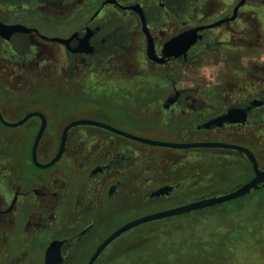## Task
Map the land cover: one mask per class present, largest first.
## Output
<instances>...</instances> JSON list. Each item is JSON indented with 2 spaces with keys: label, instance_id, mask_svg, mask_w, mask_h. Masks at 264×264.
I'll return each instance as SVG.
<instances>
[{
  "label": "flooded vegetation",
  "instance_id": "af4514ba",
  "mask_svg": "<svg viewBox=\"0 0 264 264\" xmlns=\"http://www.w3.org/2000/svg\"><path fill=\"white\" fill-rule=\"evenodd\" d=\"M0 23L26 28L0 32V264H46L55 241L50 264H86L134 219L120 223L134 199L218 195L177 163L209 154L252 170L235 148L142 146L116 130L246 147L264 169V64L252 59L264 53V0H0ZM214 65L210 83L201 69ZM86 88L118 103L106 113L118 120L72 114L67 95ZM81 120L96 123L69 127L42 166Z\"/></svg>",
  "mask_w": 264,
  "mask_h": 264
},
{
  "label": "rangeland",
  "instance_id": "374dc122",
  "mask_svg": "<svg viewBox=\"0 0 264 264\" xmlns=\"http://www.w3.org/2000/svg\"><path fill=\"white\" fill-rule=\"evenodd\" d=\"M102 92L101 89L86 88L68 94L67 99L79 105V109L72 111V114L94 120H118L107 117L106 113L111 110L121 112L119 104L104 99ZM134 131L145 138L172 139L171 136L153 129L149 132ZM134 142L142 146L147 145ZM260 148L264 153V145ZM262 162L264 163V160ZM177 164L182 171H196L200 173L199 178L207 179L206 182L211 181V186L206 188L208 193L213 194H222L241 184L243 180L245 182L251 175L245 160L243 162L228 159L226 164L225 161L212 158L209 154ZM231 164L238 167V171L232 176L228 167ZM223 177H227V180L221 181ZM190 191L191 194L185 193L180 200L162 204H143L134 199L131 211L121 214L120 223L158 209L188 203L193 194L198 195L197 192ZM233 207L232 203L218 205L201 212H190L185 217L171 221L159 219L140 224L115 238L111 244L112 249L103 259L108 260L114 256V264H264V210L261 208L244 217V213L235 215L226 212Z\"/></svg>",
  "mask_w": 264,
  "mask_h": 264
},
{
  "label": "water",
  "instance_id": "95a60500",
  "mask_svg": "<svg viewBox=\"0 0 264 264\" xmlns=\"http://www.w3.org/2000/svg\"><path fill=\"white\" fill-rule=\"evenodd\" d=\"M239 4H241V2ZM25 29L26 28L22 25L7 26V25L0 23V32H2V33L7 32L8 34H10L13 31L25 30ZM86 123L91 124V123H96V122L89 121V120H81V121L72 122L68 126H66L64 129L63 136H62L61 148H60L59 152L49 163L44 164L42 166L50 165L59 157V155L62 152L63 142H64V139L66 137V132H67L69 127L76 125V124H86ZM42 131H43V124H42L40 131L37 135V138L35 140L36 142L39 140V137H40V134ZM116 131L118 133H120L121 135H124L130 139H133V140L145 143V144H149V145H157V146H165V147H173V148L213 147V146L235 148V149L243 152L244 155L249 160V162L251 163L253 177L251 179L247 180L246 182H244L243 184L235 187L234 189L227 191V192H224L222 194L200 198L198 200L191 201V202H188L185 204H181V205H178L175 207H171V208L163 209L160 211L152 212L149 214H145L143 216L136 217V218L126 222L125 224H123V225L119 226L117 229H115L112 233H110L98 245V247L95 249V251L93 252V254L91 255V257L89 258V260L86 264H93L94 261L96 260V258L99 256V254L104 250V248L110 242H112L115 238L120 236L122 233L128 231L129 229H131L133 227H136V226L143 224V223H147V222H151V221H155V220H159V219H163V218H167V217H172V216H179V215H183V214L190 213L193 211L201 210V209H204L207 207L219 205V204L228 202L230 200H234V199L243 197V196L251 193L252 191L260 189L261 186L264 185V169H261L259 167L254 153L246 147L233 145V144L214 143V142L174 143V142H167V141H161V140H155V139L145 138V137H141V136H136V135L124 132V131H120V130H116ZM166 189H168V188L164 187L160 191H165ZM55 244H57L56 241L50 243V245L47 249L46 264L51 263L50 250Z\"/></svg>",
  "mask_w": 264,
  "mask_h": 264
},
{
  "label": "trees",
  "instance_id": "16d2710c",
  "mask_svg": "<svg viewBox=\"0 0 264 264\" xmlns=\"http://www.w3.org/2000/svg\"><path fill=\"white\" fill-rule=\"evenodd\" d=\"M250 171H251V175H252L251 168H250ZM230 203H232L234 205V207L231 208V210L230 209L226 210V212L234 213L235 215H237L239 213H244V217H248L254 211L261 210V208L264 210V185H262L260 189L252 191L251 193H249V194H247V195H245L243 197H240V198H237V199H234V200H230L228 202H225V203H222V204H219V205H224L225 206L226 204H230ZM215 206H218V205H215ZM215 206H211V207L204 208V209H201V210L193 211V213L194 212H201V211H203L205 209H211V208H214ZM186 215H189V214L186 213V214H183V215H180V216H175V217H172V218H168L167 220H171V219H174V218L185 217ZM249 220H251V219H249ZM246 221H248V220H246ZM159 234L160 233H158V235ZM104 264H114L113 257L109 258L108 260L106 259V263H104Z\"/></svg>",
  "mask_w": 264,
  "mask_h": 264
},
{
  "label": "clouds",
  "instance_id": "9594fccd",
  "mask_svg": "<svg viewBox=\"0 0 264 264\" xmlns=\"http://www.w3.org/2000/svg\"><path fill=\"white\" fill-rule=\"evenodd\" d=\"M252 59L256 60L257 62L264 64V53H262L259 57H253ZM241 62L245 65V67L248 66L249 63V57L248 56H244L241 59ZM209 67V66H202L201 69V74L205 77V79H208L210 83H217V76L219 74L220 71V67L221 66H210L213 69V75H209V73L207 71H204V68Z\"/></svg>",
  "mask_w": 264,
  "mask_h": 264
}]
</instances>
